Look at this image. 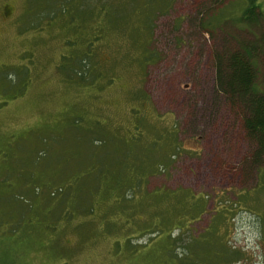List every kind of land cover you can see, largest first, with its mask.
I'll list each match as a JSON object with an SVG mask.
<instances>
[{
    "label": "rangeland",
    "instance_id": "rangeland-1",
    "mask_svg": "<svg viewBox=\"0 0 264 264\" xmlns=\"http://www.w3.org/2000/svg\"><path fill=\"white\" fill-rule=\"evenodd\" d=\"M245 2L0 0V264H264Z\"/></svg>",
    "mask_w": 264,
    "mask_h": 264
},
{
    "label": "trees",
    "instance_id": "trees-1",
    "mask_svg": "<svg viewBox=\"0 0 264 264\" xmlns=\"http://www.w3.org/2000/svg\"><path fill=\"white\" fill-rule=\"evenodd\" d=\"M245 1L246 8L242 13L241 23L249 27L242 31L250 33L253 40L238 38V48L236 47L233 52L225 56L215 55L217 90L226 96L233 108H241L245 118V129L249 133V138L255 142L252 157L259 160L264 156V78L260 67V64L263 66L260 56L264 52L262 43L264 35L254 36L252 28L259 27L264 19V12L259 0ZM230 36L232 37L231 34ZM17 86L19 84L14 87ZM198 246L195 243L194 249Z\"/></svg>",
    "mask_w": 264,
    "mask_h": 264
}]
</instances>
